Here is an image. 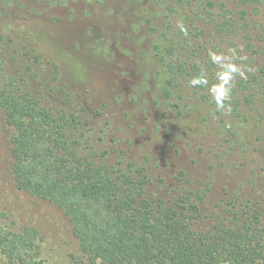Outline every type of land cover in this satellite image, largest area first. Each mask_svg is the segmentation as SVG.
Segmentation results:
<instances>
[{"label": "rangeland", "instance_id": "obj_1", "mask_svg": "<svg viewBox=\"0 0 264 264\" xmlns=\"http://www.w3.org/2000/svg\"><path fill=\"white\" fill-rule=\"evenodd\" d=\"M128 1L0 0V93L9 82L21 80L33 94L54 92L51 99L56 105L71 97L72 106L85 109L83 118L94 130L97 152L109 149L112 158L122 154L148 167L154 178L148 188L150 197H167L187 187L195 200H201L205 214L223 211L236 199L251 200L264 211V139L248 133L257 130L258 115H250V130L245 128L239 139L233 130L218 127L222 115L211 113L212 103L203 102L200 93L195 92V103L191 101L190 84L196 82L181 77L176 100L181 95L202 117H208L205 123L210 118L218 125L190 133L179 127L177 121L190 107H174V99L166 100L158 91L148 62L147 40H153L155 33L148 26L141 27L144 19L139 16L152 19L160 33L168 23L173 28L189 23L190 10L200 9L195 34L218 39L225 13L238 17L246 9L249 28L242 31L238 44L245 51L244 36L250 31L259 50L264 45V0H186L185 5L170 2L169 8L167 0H145L140 9ZM246 20L239 19L243 25ZM229 41L214 45L220 66L233 64ZM260 50L264 57V49ZM35 55L40 57L39 64ZM201 61L206 67L209 60ZM213 69L207 70L208 75ZM13 133L0 97V221L14 230L24 226L39 230L40 264H84L79 241L63 210L17 187L12 172ZM6 263L0 254V264Z\"/></svg>", "mask_w": 264, "mask_h": 264}, {"label": "trees", "instance_id": "obj_2", "mask_svg": "<svg viewBox=\"0 0 264 264\" xmlns=\"http://www.w3.org/2000/svg\"><path fill=\"white\" fill-rule=\"evenodd\" d=\"M185 1L167 0V7L170 2L185 5ZM134 2L139 9L146 5L145 0H129V6ZM190 12L189 23L174 28L168 23L160 33L152 19L139 14L145 20L141 27L148 26L155 33L153 40H147L148 62L155 70L158 91L166 100L174 99V107H190L178 126L190 133L218 125L210 118L205 123L208 117H202L181 95L180 102L176 100L174 92L181 91L180 78L184 77L196 82L190 84L191 101L195 103V92L200 93L203 102L212 103L211 113L222 115L219 128L233 130L240 139L245 128L250 130V115L256 114L257 130L248 133L264 139V57L260 52L264 45L257 50L250 31L244 36L245 51L238 44L242 31L249 28L247 10L238 17L226 12L218 25V39L195 34L202 10ZM227 39L233 64L220 66L214 45ZM202 58L209 60L206 67ZM34 59L40 63L39 56ZM0 97L14 130L12 172L17 187L63 210L79 241L84 264H264V211L257 203L236 199L223 211L205 214L201 200H195L187 187L167 197H150L148 188L154 178L148 167L122 154L112 158L109 149L97 152L94 130L83 118L85 109L72 106L71 97L56 105L51 99L54 92L33 94L21 80L5 85ZM40 240L33 226L14 230L0 221V254L6 264H40Z\"/></svg>", "mask_w": 264, "mask_h": 264}, {"label": "clouds", "instance_id": "obj_3", "mask_svg": "<svg viewBox=\"0 0 264 264\" xmlns=\"http://www.w3.org/2000/svg\"><path fill=\"white\" fill-rule=\"evenodd\" d=\"M233 71H235V69H233ZM220 107H223V105L221 104V105H219Z\"/></svg>", "mask_w": 264, "mask_h": 264}]
</instances>
